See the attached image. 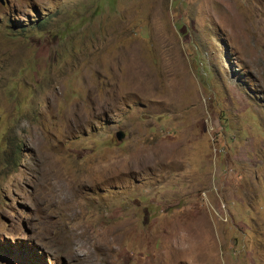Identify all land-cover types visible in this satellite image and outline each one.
I'll return each mask as SVG.
<instances>
[{
    "label": "rangeland",
    "instance_id": "rangeland-1",
    "mask_svg": "<svg viewBox=\"0 0 264 264\" xmlns=\"http://www.w3.org/2000/svg\"><path fill=\"white\" fill-rule=\"evenodd\" d=\"M0 264H264V0H0Z\"/></svg>",
    "mask_w": 264,
    "mask_h": 264
},
{
    "label": "water",
    "instance_id": "water-1",
    "mask_svg": "<svg viewBox=\"0 0 264 264\" xmlns=\"http://www.w3.org/2000/svg\"><path fill=\"white\" fill-rule=\"evenodd\" d=\"M123 136H124V133H123V131H121V130H118V131L115 133V137H116V139H118V140H121Z\"/></svg>",
    "mask_w": 264,
    "mask_h": 264
},
{
    "label": "trees",
    "instance_id": "trees-1",
    "mask_svg": "<svg viewBox=\"0 0 264 264\" xmlns=\"http://www.w3.org/2000/svg\"><path fill=\"white\" fill-rule=\"evenodd\" d=\"M43 24H44V22L42 21L39 26L41 27V26H43Z\"/></svg>",
    "mask_w": 264,
    "mask_h": 264
}]
</instances>
